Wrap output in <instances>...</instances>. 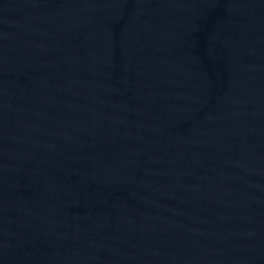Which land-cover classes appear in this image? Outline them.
<instances>
[{
	"label": "water",
	"instance_id": "95a60500",
	"mask_svg": "<svg viewBox=\"0 0 264 264\" xmlns=\"http://www.w3.org/2000/svg\"><path fill=\"white\" fill-rule=\"evenodd\" d=\"M0 264H264V0H0Z\"/></svg>",
	"mask_w": 264,
	"mask_h": 264
}]
</instances>
